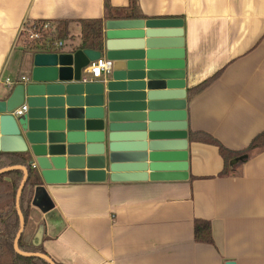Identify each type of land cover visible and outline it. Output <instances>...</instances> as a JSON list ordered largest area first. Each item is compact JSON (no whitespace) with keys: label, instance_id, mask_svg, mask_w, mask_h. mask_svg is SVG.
Returning a JSON list of instances; mask_svg holds the SVG:
<instances>
[{"label":"crops","instance_id":"obj_1","mask_svg":"<svg viewBox=\"0 0 264 264\" xmlns=\"http://www.w3.org/2000/svg\"><path fill=\"white\" fill-rule=\"evenodd\" d=\"M109 4L113 18H130L129 0ZM136 12L183 20L188 134L204 132L230 150L245 149L264 131V0H137ZM81 19L104 24L105 0H0V98L4 79L29 76L33 52L17 40L23 21L68 20L66 50L80 45ZM187 149L182 181L42 180L50 205L35 195L24 242L59 264H264V150L220 175L215 145L188 139ZM195 219L210 223L211 243L194 240Z\"/></svg>","mask_w":264,"mask_h":264},{"label":"water","instance_id":"obj_2","mask_svg":"<svg viewBox=\"0 0 264 264\" xmlns=\"http://www.w3.org/2000/svg\"><path fill=\"white\" fill-rule=\"evenodd\" d=\"M101 50L69 47L33 52L29 76L0 98V152H24L46 184L182 181L188 178L183 20L110 18ZM112 61L98 80H84L94 60ZM26 105L20 114L13 109ZM16 192L21 256L57 264L19 248L25 221ZM225 264H235L228 260Z\"/></svg>","mask_w":264,"mask_h":264},{"label":"trees","instance_id":"obj_3","mask_svg":"<svg viewBox=\"0 0 264 264\" xmlns=\"http://www.w3.org/2000/svg\"><path fill=\"white\" fill-rule=\"evenodd\" d=\"M137 0H129L127 17H141L136 12ZM105 8L110 18L114 17L109 0H105ZM122 17V16H121ZM80 27V48L101 50L103 47V20L102 19H81L76 21ZM58 37L62 40L71 38L69 35V21H57ZM218 73L207 78L201 83L187 90V96L193 97L207 87ZM190 142H202L215 145L223 160V168L220 175H229L236 167L244 162L255 152L264 150V131L253 138L250 144L240 151L230 150L221 145L215 138L204 132H189ZM9 165H22L27 169V177L22 188L19 207L22 212L25 224L27 223L31 210V203L35 195L41 199V205L45 208L50 205L49 197L42 188V181L35 168L32 167L29 156L24 152H0V168ZM23 177L20 169H11L0 174V264H48L42 259L35 257L21 256L14 251L13 241L19 228V218L15 208L16 192ZM45 202V203H44ZM193 236L197 242L211 243V226L207 220L195 219L193 223ZM18 246L26 252H42L41 246L27 244L21 235ZM59 264V263H57Z\"/></svg>","mask_w":264,"mask_h":264},{"label":"built area","instance_id":"obj_4","mask_svg":"<svg viewBox=\"0 0 264 264\" xmlns=\"http://www.w3.org/2000/svg\"><path fill=\"white\" fill-rule=\"evenodd\" d=\"M17 40L21 42L26 50L32 52H59L65 46L64 41L58 37L57 23L48 20L23 21L18 29ZM111 67L112 61L105 57L91 61L85 68L86 76L84 80L98 79L102 73L109 72ZM20 79H26V76H20L15 80L6 78L4 84L9 88ZM25 110L26 105L23 103L13 109L12 114L20 115Z\"/></svg>","mask_w":264,"mask_h":264}]
</instances>
